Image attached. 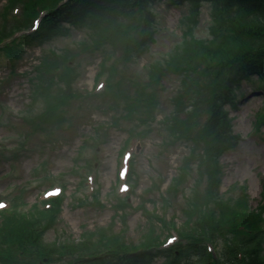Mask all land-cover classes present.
<instances>
[{
  "label": "rangeland",
  "instance_id": "1",
  "mask_svg": "<svg viewBox=\"0 0 264 264\" xmlns=\"http://www.w3.org/2000/svg\"><path fill=\"white\" fill-rule=\"evenodd\" d=\"M6 1L0 0V38L18 27L12 20L6 31L13 8L24 0ZM42 3L48 6L52 0ZM151 8L150 23L138 16L111 26L75 27L69 36L28 49L17 62L0 54V79H7L0 88V200L10 205L15 198L22 208L14 213L47 223L49 190L62 187L61 212L46 240L70 239L75 256L119 243L135 248L186 245L205 234L213 240L210 248L227 262L235 253L227 257L225 246L246 241L202 224H223L233 213H245L259 228L264 225V123H259L264 87L257 77L243 82L241 100L228 107L234 145L217 166L206 162L200 155L207 135L202 112L213 89L212 75L206 71L200 78L198 54L181 63L169 55L180 41L185 43L186 34L196 37L195 51L201 44L217 48L218 65L242 46L219 33L208 3L195 10L189 3L155 0ZM146 33L153 40L147 49L122 53ZM43 59L51 80L57 78L52 71L56 63L68 66L69 74L62 76L68 84L57 83L50 93L59 95L60 88L69 86L78 93V99L62 106L63 115H72L70 126L57 116L45 127L20 118L30 108L34 114L44 110L29 102L32 69ZM158 63L153 76L152 66ZM107 82L112 88L104 92ZM96 127V138L87 137ZM131 133L134 137L126 141ZM128 166L133 182L120 175ZM259 236L264 238V232ZM161 262L157 257L151 264Z\"/></svg>",
  "mask_w": 264,
  "mask_h": 264
},
{
  "label": "trees",
  "instance_id": "2",
  "mask_svg": "<svg viewBox=\"0 0 264 264\" xmlns=\"http://www.w3.org/2000/svg\"><path fill=\"white\" fill-rule=\"evenodd\" d=\"M153 0H70L63 6L49 12L45 16V24L47 34L51 33L54 28L58 27L64 21H79L84 22L89 19H102L111 16L133 17L142 16L150 17L151 13L149 5ZM181 3L186 0H178ZM188 1V0H187ZM195 1V0H191ZM218 4L222 11L238 10L240 12H249L252 14H264V0H213ZM140 11V12H138ZM53 34V33H52ZM249 72H259L264 77V50L256 54V57L250 59L248 64L242 67L241 70L234 73L228 83L227 97L230 98L235 86L239 84L241 79ZM222 98L217 95L213 102L212 116L210 122L212 126L228 124L227 117L223 112ZM249 230V223L243 217L238 218L236 223V232L245 233ZM23 229L12 227L8 232L0 236L8 237L14 233H20ZM170 255V254H168ZM135 260L139 261V254H135ZM263 249L260 247L257 253L252 257L251 264H264L262 260ZM151 255H145L143 260L147 261ZM194 259L185 260L182 256V251H175L167 264H192ZM130 264H133V259H130Z\"/></svg>",
  "mask_w": 264,
  "mask_h": 264
}]
</instances>
